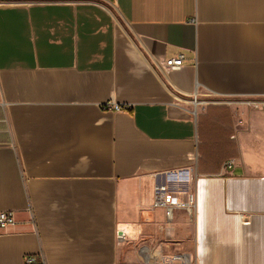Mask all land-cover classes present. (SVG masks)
<instances>
[{"label": "crops", "instance_id": "0c3cea01", "mask_svg": "<svg viewBox=\"0 0 264 264\" xmlns=\"http://www.w3.org/2000/svg\"><path fill=\"white\" fill-rule=\"evenodd\" d=\"M3 212L0 264H264V0H0Z\"/></svg>", "mask_w": 264, "mask_h": 264}, {"label": "built area", "instance_id": "2783aa9c", "mask_svg": "<svg viewBox=\"0 0 264 264\" xmlns=\"http://www.w3.org/2000/svg\"><path fill=\"white\" fill-rule=\"evenodd\" d=\"M184 55H180L177 58L168 60L164 63L162 69L164 71H178L180 70L183 65H184ZM194 103L197 104V101L195 100ZM252 104V103H248ZM113 109L117 112L122 111V110H127L125 107H118L114 106ZM233 165L232 162L229 163L228 167L231 168ZM166 192V188L162 187L157 190V198L155 202V206L158 208H163L166 211V217L168 221H172L174 218V212H175V207H181L186 209L190 215H192L193 211V206L195 204V198L191 197L190 198V203L189 204H178L175 199H173L171 196L166 197L164 200L160 198L161 194ZM17 222L14 216V213L12 212H3L0 213V229L6 230L11 227L16 226ZM174 261H182L185 262L186 259L182 256H177L173 259ZM22 264H46L44 260L41 257L38 256H27L24 258Z\"/></svg>", "mask_w": 264, "mask_h": 264}]
</instances>
